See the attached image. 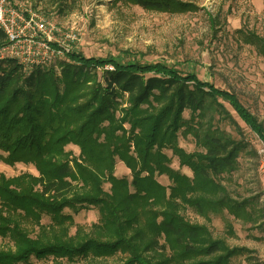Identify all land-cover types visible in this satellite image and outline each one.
Returning a JSON list of instances; mask_svg holds the SVG:
<instances>
[{"label": "trees", "instance_id": "trees-1", "mask_svg": "<svg viewBox=\"0 0 264 264\" xmlns=\"http://www.w3.org/2000/svg\"><path fill=\"white\" fill-rule=\"evenodd\" d=\"M128 1L158 12L198 9L181 0ZM54 3L59 13L71 8L67 0ZM245 41L264 57L262 36L247 32ZM5 43L0 29V46ZM224 102L264 142V124L234 91L129 51L105 58L72 51L29 69L1 59L0 160L33 165L37 174H0V236L12 243L0 247V264L117 256L115 264H231L245 247H230L184 213L191 208L208 218L226 208L247 215L249 201H235L222 183L247 147L220 125L240 135ZM180 135L192 138L193 152L179 146ZM69 144L78 156L66 150ZM166 150L193 175L174 169ZM117 160L131 180L115 175ZM163 175L170 185L158 180ZM89 208H97L98 220L70 234L75 221L66 210Z\"/></svg>", "mask_w": 264, "mask_h": 264}, {"label": "rangeland", "instance_id": "rangeland-1", "mask_svg": "<svg viewBox=\"0 0 264 264\" xmlns=\"http://www.w3.org/2000/svg\"><path fill=\"white\" fill-rule=\"evenodd\" d=\"M12 1L50 17L61 30L57 38L69 31L77 33L67 54L77 51L86 57L105 58L129 51L142 61H159L185 72H195L221 89L234 91L264 124V57L255 45L245 41L247 32L264 38V0H181L198 7L196 11L186 13L150 11L128 0H67V6L71 8L63 13H59L60 5L54 0ZM104 68L114 69L113 65ZM56 69L61 75V69ZM100 70L98 68L99 74ZM224 103L237 120L240 135L234 126L224 122L220 125L247 147L240 153L236 171L226 175L222 183L235 201H249L245 210L247 215H235L226 208L219 214L210 213L208 218L191 208L184 213L190 221L207 225L214 237L225 238L230 247H245L244 253L234 257L231 264H264V172L257 153L259 137L236 116L228 103ZM184 115L189 117V111ZM179 146L189 153L196 149L192 138L182 135ZM66 150L75 156L80 152L73 144L67 145ZM166 152L172 158L174 169L193 175L190 168L180 165L171 150ZM24 172L37 174L33 165L16 163L11 166L0 160V174L12 177ZM115 175L132 178L131 171L119 160ZM158 180L164 185L171 184L164 175ZM105 188L109 189V184H105ZM66 211L74 217L72 235L78 227L89 229L99 218L97 208L82 209L77 213ZM42 222L50 223L49 217L45 215ZM11 245L9 238L0 236L1 248ZM120 260L117 256L71 263L33 258L30 264H115Z\"/></svg>", "mask_w": 264, "mask_h": 264}, {"label": "built area", "instance_id": "built-area-1", "mask_svg": "<svg viewBox=\"0 0 264 264\" xmlns=\"http://www.w3.org/2000/svg\"><path fill=\"white\" fill-rule=\"evenodd\" d=\"M0 29L6 36V43L0 46V60L15 59L25 69L64 59L78 36L69 31L57 38L61 30L50 17L12 0H0ZM257 153L264 172V142L260 138Z\"/></svg>", "mask_w": 264, "mask_h": 264}]
</instances>
